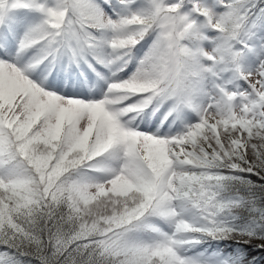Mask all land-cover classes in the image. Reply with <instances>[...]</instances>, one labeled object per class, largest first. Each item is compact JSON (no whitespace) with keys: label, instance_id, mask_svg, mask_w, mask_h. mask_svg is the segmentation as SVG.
<instances>
[{"label":"snow or ice","instance_id":"6c2138e0","mask_svg":"<svg viewBox=\"0 0 264 264\" xmlns=\"http://www.w3.org/2000/svg\"><path fill=\"white\" fill-rule=\"evenodd\" d=\"M264 0H0V264H264Z\"/></svg>","mask_w":264,"mask_h":264},{"label":"trees","instance_id":"16d2710c","mask_svg":"<svg viewBox=\"0 0 264 264\" xmlns=\"http://www.w3.org/2000/svg\"><path fill=\"white\" fill-rule=\"evenodd\" d=\"M254 255H264V253H253Z\"/></svg>","mask_w":264,"mask_h":264}]
</instances>
